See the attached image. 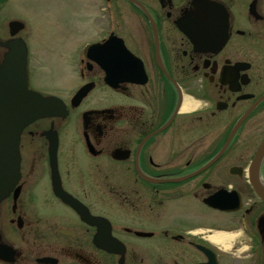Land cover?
<instances>
[{"label": "flooded vegetation", "instance_id": "obj_1", "mask_svg": "<svg viewBox=\"0 0 264 264\" xmlns=\"http://www.w3.org/2000/svg\"><path fill=\"white\" fill-rule=\"evenodd\" d=\"M10 1L0 0V63L11 42L29 57ZM84 9L102 20H87L77 89L48 95L28 76L64 108L21 134L0 264H264V0Z\"/></svg>", "mask_w": 264, "mask_h": 264}, {"label": "rangeland", "instance_id": "obj_2", "mask_svg": "<svg viewBox=\"0 0 264 264\" xmlns=\"http://www.w3.org/2000/svg\"><path fill=\"white\" fill-rule=\"evenodd\" d=\"M86 1L89 0H11L9 3L13 17L24 19L30 81L41 93L68 97L79 85L73 62L83 43L89 40L87 20L93 19L94 23L102 20L99 12L95 15L85 12ZM20 151L24 157V137Z\"/></svg>", "mask_w": 264, "mask_h": 264}, {"label": "water", "instance_id": "obj_3", "mask_svg": "<svg viewBox=\"0 0 264 264\" xmlns=\"http://www.w3.org/2000/svg\"><path fill=\"white\" fill-rule=\"evenodd\" d=\"M12 26L22 27L20 23ZM6 47L8 53L0 64V201L13 191L20 178L19 143L24 127L40 118L61 115L63 110L59 99L44 97L28 89L25 44L11 42ZM87 91L85 87L78 91L74 101L82 99ZM263 155L264 140L257 151V161ZM206 264L216 262L210 259Z\"/></svg>", "mask_w": 264, "mask_h": 264}, {"label": "bare ground", "instance_id": "obj_4", "mask_svg": "<svg viewBox=\"0 0 264 264\" xmlns=\"http://www.w3.org/2000/svg\"><path fill=\"white\" fill-rule=\"evenodd\" d=\"M212 239V241H214V242H216V243H219V244H225V242L227 241V240H229V238L226 236V235H224V234H221V233H219V234H216L214 237H212L211 238Z\"/></svg>", "mask_w": 264, "mask_h": 264}]
</instances>
